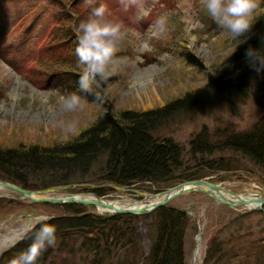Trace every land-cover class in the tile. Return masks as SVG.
Masks as SVG:
<instances>
[{
	"label": "rangeland",
	"instance_id": "374dc122",
	"mask_svg": "<svg viewBox=\"0 0 264 264\" xmlns=\"http://www.w3.org/2000/svg\"><path fill=\"white\" fill-rule=\"evenodd\" d=\"M100 3L108 5V19L122 23L127 29V35L117 53L120 63L104 81L107 97L117 109L155 108L197 90L207 82L208 75H216L215 71L221 62L248 41L245 36L230 39L207 15L199 0H137V4L127 10L121 0H93L91 5L86 0L79 3L72 0L63 8L53 6L50 0H0V145L17 146L38 141L47 144L69 138L74 134H66L57 127L60 120L76 118L80 130L101 108L104 97L98 103L87 102L83 111L65 112L61 99L66 95L64 90L47 84L37 63L44 56L43 50L45 44L49 43L48 38H53L54 29L60 25L64 24L71 30V41L77 43L75 20L59 19L54 22L58 15L63 16L65 12L74 18L79 11L81 18L86 19L91 8ZM263 10L264 0L255 17ZM164 13L169 14L168 25L166 33L161 36L152 26ZM56 23H59V27L55 28ZM256 66L259 69L251 64L240 71L246 76V85L231 97L233 108L229 109L224 101L211 107L198 105L192 112L179 113L167 119L159 129L162 136L172 137L188 150L189 139L203 125L213 129L226 124L240 130L251 126L264 115V58ZM35 73L40 76L34 83L30 77L35 78ZM240 164L243 168L222 170L202 178L243 196L257 193L264 198V177L259 168L246 159L241 160ZM75 184L71 188L55 190L50 195L95 193L89 190L92 183ZM99 197L102 200L118 201L119 204H127L129 198L142 200L139 196L116 189ZM169 204L185 209L191 218V225L184 236L187 264H194V248L199 233L202 239L201 255L196 264H202L209 238L215 233L214 227L207 228L206 218L214 213L222 217L223 222L221 219L219 222L227 227L215 236L229 239L233 235L236 244L232 246L240 253L235 258H224L223 264H245L249 256L246 257L242 249H249L253 253L258 243L264 245L261 244L264 241V213L257 208L252 209L247 205L233 208L225 204L227 207L218 208L213 197L202 191L182 194ZM87 209L97 214L101 212L91 205H87ZM52 214H62V211L52 203H36L18 197L10 189H0V254L12 245L4 246V243L14 232L19 233V237L14 240L17 242L28 231L20 233L26 224L35 223L38 217ZM135 221L145 257L152 244L148 231L149 221L142 217ZM219 222L216 229L221 225ZM77 260V264H85L81 256H77ZM254 261L249 264H255Z\"/></svg>",
	"mask_w": 264,
	"mask_h": 264
},
{
	"label": "trees",
	"instance_id": "16d2710c",
	"mask_svg": "<svg viewBox=\"0 0 264 264\" xmlns=\"http://www.w3.org/2000/svg\"><path fill=\"white\" fill-rule=\"evenodd\" d=\"M50 1L58 8L72 2ZM63 14L54 22L74 19L76 28L84 19L79 11L74 18L72 14ZM54 26L59 27V23ZM54 31L53 38H48L49 43L46 41L44 56L36 60L43 71L42 77L47 84L59 87L65 94L75 91L84 95L78 86L83 66L75 53L77 43L71 41L72 32L64 24ZM244 36L248 40L245 45L221 62L216 75H208L204 85L155 108L117 109L107 97L106 83L101 81L98 87L93 85L92 93L86 97L87 102L98 103L102 97L105 101L76 134L47 144L38 141L17 146L0 145V180L34 190L61 184L110 182L157 192L184 180L243 168L240 164L243 159L256 165L264 177V115L241 130L226 124L213 129L203 125L189 139L188 150L159 131L167 119L192 112L201 104L212 106L224 101L229 109L233 108L231 97L246 85V76L240 71L251 65L247 51L253 49L254 64L264 58V10L254 18L251 30ZM35 74V78L30 77L34 83L40 76ZM89 190L101 196L112 189ZM216 205L218 208L227 207ZM53 206L62 211V214H52L46 221L56 227V244L48 247L36 264H77V256H81L85 264H187L184 236L191 218L183 208L165 204L145 215L116 214L102 219L99 214L90 212L85 204ZM138 217L149 221L152 244L145 257L135 229ZM220 219L223 222L217 213L207 215V228L214 227L215 233L209 238L202 264H223L224 258H235L240 254L232 246L236 244L233 235L229 239L215 236L227 228L219 222ZM218 222L221 225L216 229ZM38 228L39 224H35L21 241L4 250L0 254V264H8L10 259L25 250ZM242 250L246 257L249 256L243 260L245 264L253 260L255 264H264V245L258 243L253 253L249 249Z\"/></svg>",
	"mask_w": 264,
	"mask_h": 264
},
{
	"label": "clouds",
	"instance_id": "9594fccd",
	"mask_svg": "<svg viewBox=\"0 0 264 264\" xmlns=\"http://www.w3.org/2000/svg\"><path fill=\"white\" fill-rule=\"evenodd\" d=\"M200 5L215 24L232 40H236L248 33L253 24L256 13L261 9L262 0H199ZM91 5L93 0H86ZM127 10L137 4V0H121ZM108 5L100 3L92 7L88 17L82 20L76 31L77 46L75 49L82 74L78 86L80 95L73 91L64 95L62 107L65 112L76 113L83 111L87 105L86 97L92 93L93 85L106 81L120 63L117 59L119 46L127 35L123 24L107 18ZM168 13L160 15L153 24V29L159 35L167 31ZM249 62L253 63L255 54L253 49L246 53ZM259 69V67H257ZM57 127L66 134H76L79 131V121L76 118L60 120ZM47 216L38 217L31 244L18 255L9 260L8 264H36L38 258L48 248L56 244V227L47 223ZM35 228V225H33Z\"/></svg>",
	"mask_w": 264,
	"mask_h": 264
},
{
	"label": "water",
	"instance_id": "95a60500",
	"mask_svg": "<svg viewBox=\"0 0 264 264\" xmlns=\"http://www.w3.org/2000/svg\"><path fill=\"white\" fill-rule=\"evenodd\" d=\"M76 185L75 183L72 184H61V185H52L51 187L43 188L40 190H33V189H25L20 185H16L11 182H4L0 180V189L3 190H12L14 193L18 194V197L26 198L28 200L37 202V203H48V204H73V203H80L82 205H91L97 207L98 210L102 209L104 212H99L101 218L106 219L116 214H148L150 211L155 210L161 205H165L170 202V200L177 198L182 194H188L193 191L197 192H204L207 195L214 198L215 202L219 204H227L231 207H239L245 206L247 204L256 203V207L253 209H258L264 213V198L257 194L252 195H245L242 196L232 190L222 187L221 185L210 182L204 178L201 179H190L179 182V184L170 186L167 189L160 190L158 192H142L140 190H136L133 188H124L119 185H113L110 182L104 183L103 185H91L92 188H100V187H110L112 189L119 190L123 193H131L135 196L141 197L144 200V203L138 205V207L127 205H117L115 204L116 201L112 200H102L96 193L83 196L78 194H62L58 196L50 195L51 192L61 188H71L72 186ZM83 196V197H82ZM136 201L135 199L129 198L128 201ZM140 200V201H142ZM190 206L193 204H189ZM200 235V233L198 234Z\"/></svg>",
	"mask_w": 264,
	"mask_h": 264
},
{
	"label": "bare ground",
	"instance_id": "6f19581e",
	"mask_svg": "<svg viewBox=\"0 0 264 264\" xmlns=\"http://www.w3.org/2000/svg\"><path fill=\"white\" fill-rule=\"evenodd\" d=\"M9 182V181H8ZM15 184V183H14ZM24 188V187H23ZM25 189H27V188H25ZM29 189H31V188H29ZM78 195H83V196H89V195H92V194H78ZM82 196V197H83ZM128 201V200H127ZM144 203V200H142V201H140V200H137V201H134V200H132V201H128V203L127 204H129L130 206H133V207H138V205H141V204H143ZM115 204H117V205H119V202L118 201H116L115 202ZM127 204H122V205H127ZM225 205H227V204H225ZM256 203H250V204H247V206L249 207V208H253V207H256ZM228 206V205H227ZM231 207V206H230ZM236 208V207H235ZM156 210V209H155ZM99 211H101V212H104L102 209H100ZM152 211H154V210H152ZM152 211H150V212H152ZM149 214V213H148ZM138 215H145V214H138ZM137 215V216H138ZM30 227V225L29 224H26V226L23 228V229H21V231H20V233H23L24 231H26L28 228ZM19 237V233H16V232H14L13 233V235H11L10 236V238H7L6 240H5V243H4V246H9L11 243H13L14 242V240L16 239V238H18ZM197 239H198V242H197V244H196V246H195V248H194V250H195V252H194V264H196L198 261V259H199V257H200V255H201V241H202V239H200V235H197Z\"/></svg>",
	"mask_w": 264,
	"mask_h": 264
}]
</instances>
